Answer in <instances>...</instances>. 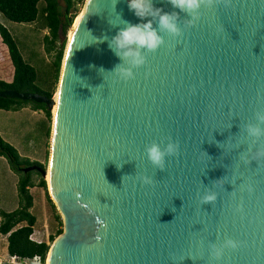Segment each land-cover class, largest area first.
Returning <instances> with one entry per match:
<instances>
[{
  "label": "water",
  "instance_id": "95a60500",
  "mask_svg": "<svg viewBox=\"0 0 264 264\" xmlns=\"http://www.w3.org/2000/svg\"><path fill=\"white\" fill-rule=\"evenodd\" d=\"M152 3L179 34L149 17L163 44L141 50L142 66L109 44L147 21L128 0H87L55 97L0 92L52 113L47 170L22 169L47 182L63 221L46 264H264V0L191 14ZM153 144L177 146L162 168L147 158Z\"/></svg>",
  "mask_w": 264,
  "mask_h": 264
},
{
  "label": "trees",
  "instance_id": "16d2710c",
  "mask_svg": "<svg viewBox=\"0 0 264 264\" xmlns=\"http://www.w3.org/2000/svg\"><path fill=\"white\" fill-rule=\"evenodd\" d=\"M64 7L60 6L59 0H0V14L8 21L17 24H34L42 19V25L49 31L45 42L49 45L47 51L55 52L53 68L55 81H58L65 51L64 38L74 24L76 14L75 0H62ZM43 4L42 7L40 5ZM0 45L3 58L0 59V92L14 90L20 93H38L48 98H53V93L41 87L38 70L28 63L17 41L9 30L0 24ZM31 105L34 111H43L49 121H52V113L44 104H35L11 98H0V110L18 112L25 106ZM0 157L9 162L12 170L19 175L17 185L18 208L11 212L0 211V234L7 238V251L10 257H17L21 261L41 257L42 263L46 264L50 246L47 243L37 244L30 240L37 225V217L32 213L34 197L30 190L36 185L33 176L39 177L38 187L47 191V182L36 172L23 173L22 169L39 166V163L22 157L18 150L6 142L0 136ZM48 205L53 216L54 223L58 226L57 237L63 233V221L53 201L47 196ZM56 235L50 240H56ZM9 264V263H0ZM24 264V263H21Z\"/></svg>",
  "mask_w": 264,
  "mask_h": 264
},
{
  "label": "rangeland",
  "instance_id": "374dc122",
  "mask_svg": "<svg viewBox=\"0 0 264 264\" xmlns=\"http://www.w3.org/2000/svg\"><path fill=\"white\" fill-rule=\"evenodd\" d=\"M86 1L75 0L73 14H76V17L74 23L82 13ZM59 3L61 7H64L62 0H59ZM42 6L43 4L40 5V7ZM0 23L9 30L17 41L25 60L38 70L42 82L41 87L44 90L49 89L54 98L57 93L60 75L58 81H55L53 78L55 52L49 53L47 51L49 45L45 42V37L49 35V31L43 27L42 19L31 25L17 24L6 20L0 14ZM70 29L65 38L61 36V41L65 40V51ZM1 50L0 45V59L3 58ZM52 121L47 119L43 111H34L31 105L25 106L24 109L18 112L0 110V136L15 147L22 157L41 163L47 170ZM33 180L36 187L31 189L30 192L34 197L32 213L38 220L35 231L51 247L54 242L50 240V237L56 235L58 226L54 223L48 205V189L46 191L37 186L39 183L37 175L33 176ZM18 181L19 175L12 170L6 158L0 157V211L11 212L18 208ZM55 237L57 239L59 236L56 235ZM7 246V238L0 234V263L10 262Z\"/></svg>",
  "mask_w": 264,
  "mask_h": 264
},
{
  "label": "clouds",
  "instance_id": "9594fccd",
  "mask_svg": "<svg viewBox=\"0 0 264 264\" xmlns=\"http://www.w3.org/2000/svg\"><path fill=\"white\" fill-rule=\"evenodd\" d=\"M171 5L181 12L195 13L202 5H211L213 0H169ZM128 8L135 17L141 21H147L139 24H128L125 28L117 32L112 38L109 48L121 60L127 62L131 67H140L145 63V58L141 50L155 52L162 44L163 40L153 27L151 18H158V26L161 31H166L172 35H178L177 17L175 14L163 13L161 9L154 8L152 0H128ZM118 74L125 80L132 77V71L125 68H117ZM264 121V117L260 118ZM249 132L253 136H259V128H250ZM177 151V146L169 144L166 149L162 150L159 145L153 144L146 149L148 160L156 167H163L166 155H173ZM149 182V181H145ZM215 199L214 195L205 197V202ZM226 246L235 249L237 242L233 240L226 241ZM220 252L216 253L219 259Z\"/></svg>",
  "mask_w": 264,
  "mask_h": 264
},
{
  "label": "built area",
  "instance_id": "2783aa9c",
  "mask_svg": "<svg viewBox=\"0 0 264 264\" xmlns=\"http://www.w3.org/2000/svg\"><path fill=\"white\" fill-rule=\"evenodd\" d=\"M30 240L37 243V244H42V243H46V241L44 239H42L40 236H38V234H36V231L34 230V233L31 235ZM41 264L42 260L41 257H34L31 260H24L21 261L20 259H18L17 257H10V262L9 264Z\"/></svg>",
  "mask_w": 264,
  "mask_h": 264
},
{
  "label": "bare ground",
  "instance_id": "6f19581e",
  "mask_svg": "<svg viewBox=\"0 0 264 264\" xmlns=\"http://www.w3.org/2000/svg\"><path fill=\"white\" fill-rule=\"evenodd\" d=\"M81 16H82V13L78 16V18L76 19L74 25H73L72 28L70 29V32H69V39H68V43H67V48H66V50H67L68 47H69L70 41H71V39H72V36H73V34H74L75 30H76V27H77L79 21H80V19H81ZM56 103H57V99L55 98V105H56ZM53 111H54V113H55V111H56V106L54 107ZM47 180L49 181V170H48V174H47ZM48 261H49V260H47V262H48Z\"/></svg>",
  "mask_w": 264,
  "mask_h": 264
},
{
  "label": "crops",
  "instance_id": "0c3cea01",
  "mask_svg": "<svg viewBox=\"0 0 264 264\" xmlns=\"http://www.w3.org/2000/svg\"><path fill=\"white\" fill-rule=\"evenodd\" d=\"M2 16V15H1ZM1 24V23H0Z\"/></svg>",
  "mask_w": 264,
  "mask_h": 264
}]
</instances>
